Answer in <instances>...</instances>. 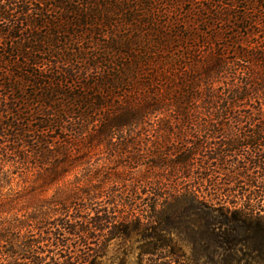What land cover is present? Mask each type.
<instances>
[{
	"label": "trees",
	"instance_id": "obj_1",
	"mask_svg": "<svg viewBox=\"0 0 264 264\" xmlns=\"http://www.w3.org/2000/svg\"><path fill=\"white\" fill-rule=\"evenodd\" d=\"M166 1L0 0V264H101L117 239H133L136 264H178L179 244H231L221 264H263L264 207L204 193L208 179L187 175L223 171L229 158L243 165L231 181L264 175V45L236 35L245 16L210 14L231 1L194 19ZM151 125L160 133L144 165L157 177L142 214L125 199L126 175L100 177L86 155L142 165L129 149ZM13 157L34 175L1 172ZM70 173L77 186L65 192ZM161 174L189 182L165 189Z\"/></svg>",
	"mask_w": 264,
	"mask_h": 264
},
{
	"label": "rangeland",
	"instance_id": "obj_2",
	"mask_svg": "<svg viewBox=\"0 0 264 264\" xmlns=\"http://www.w3.org/2000/svg\"><path fill=\"white\" fill-rule=\"evenodd\" d=\"M170 0L164 2V3H170ZM222 1V0H220ZM229 3L230 1L232 2V5L234 6V10H231L230 7H224L221 4H218L216 8L212 11H210V14L215 15L214 11H218L220 14H226L230 11L234 13V15H238L239 17L245 16L247 19V24L245 25V29H241L240 31L236 32L238 37L244 36L245 31H252L253 36L249 38V41L251 43H263L264 45V0H224ZM142 2V1H141ZM179 2V0H178ZM139 3V1L137 2ZM174 5L176 6V0L173 1ZM218 3L216 0L215 1H206V0H182L181 4H178L179 7H177V11H180L181 13H185L188 11L187 16L190 19H194L198 15H206L204 10H201V8L209 7V5L212 4L215 5ZM226 3V2H225ZM173 5V4H169ZM177 5V6H178ZM232 13V14H233ZM235 23V20H231V24L229 25L231 28H233V24ZM221 26V24L219 23ZM219 25H216V28H218ZM227 27V29L229 28ZM234 30V28H233ZM232 32V30L229 29L227 31V34H223L227 37V35ZM211 33V32H209ZM225 43V42H223ZM230 49L229 51L226 52V55L228 58L234 60L235 59V54L233 52V48H235V45L233 43L230 44ZM237 64L242 65L243 63L240 62V59H236ZM250 112L251 110H245ZM158 117H153V120H156ZM161 118V117H160ZM156 126L151 125V129L148 132V136L142 137L143 140L139 143V146H131L129 149V152L131 154V157H139V160L142 161V165H137L134 164L131 159H127L126 163V168L121 167V166H116L115 164H107L105 158V150L101 148H95L92 150L87 151V157L90 155V161L94 165H100L101 166V172H100V177L105 175L107 178H111L112 175H126L124 177V183L126 185L125 187V199L126 201H129L132 203V208L135 210L140 209L141 213L144 214L145 211H147V202L148 199L151 197V187L150 186H145V183L149 181L153 177H157L156 175H151L152 171L150 169H147L148 165H144V163L153 161L151 158L152 156V148L150 145H152V140L153 138H150L151 135H158L160 131L155 130ZM136 135V134H132ZM150 135V137H149ZM138 156V157H137ZM12 157V156H10ZM1 158V157H0ZM13 160L12 162L5 161L1 162L2 169L1 172L5 171L12 172V175H27V178L29 177L28 175H34L32 171H28L29 164L25 163L24 165H18L16 166V157L11 158ZM235 160H238L235 158ZM232 158L228 159V162L225 166V170L221 171L219 170L217 173H214L213 175H187L190 180H194V183H197V178L201 177H206L208 180H203L200 182L201 183V190L204 193H220L223 196L225 195V200L227 202H236L238 205H242L244 202H249L250 205H256L264 207V200H259L256 199L254 196L255 195H264V175H257V174H252V175H236L235 181H231V177L242 168V164H239V169L235 170V166L232 165ZM105 163V164H104ZM107 164V166H106ZM250 173L253 172V170H249ZM36 175H41L37 174ZM52 174V172H51ZM150 174V175H149ZM1 175V173H0ZM10 175V174H9ZM45 175V173H43ZM49 175V174H48ZM69 175L68 178H66L64 181L59 182L57 185L58 187L63 186V190L65 192L69 191L71 188H75L77 185L74 184V187L70 185L71 176L72 175H78L76 173H70L67 174ZM186 175H165L161 174L160 178L162 179L164 183L165 189H169L170 186H172L175 178H179L176 180V182L181 181V183L186 184L188 179L185 177ZM30 178V177H29ZM168 181H164L167 180ZM33 181V179L31 180ZM69 181V182H68ZM79 184L83 183L82 177L79 179ZM111 181V180H110ZM210 181V182H208ZM174 182V183H176ZM197 184V185H199ZM212 184V186H210ZM216 185V186H215ZM215 186V187H213ZM55 185L53 184L50 189L46 191V193H43L47 196L53 194L55 191L54 189ZM150 187V188H149ZM205 195V194H204ZM236 195V196H235ZM22 200L21 202L24 203L28 200V194L26 196V193H23ZM234 196L236 198H234ZM209 199V198H208ZM259 200V201H258ZM133 201V202H132ZM139 204V205H137ZM135 205H137L135 207ZM228 206H231V204H228ZM139 207V208H137ZM257 209V208H254ZM181 248V255L184 257L180 258L177 260L178 264H221V260H223V257L231 254V248L233 247L231 244L227 245V248L225 252H222L221 249L216 250L214 248H208V249H200L198 248L197 250L191 251V249L182 244H179ZM135 243L133 242V239L129 241H120V240H112L110 242V245L107 250V254L104 258L101 259V264H136L137 263V253L134 250ZM163 262H173L171 264H176L174 261L175 259L172 258L171 256L165 258L162 260ZM161 261V262H162ZM144 264H147V260H143ZM264 264V262H263Z\"/></svg>",
	"mask_w": 264,
	"mask_h": 264
}]
</instances>
